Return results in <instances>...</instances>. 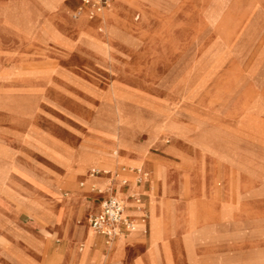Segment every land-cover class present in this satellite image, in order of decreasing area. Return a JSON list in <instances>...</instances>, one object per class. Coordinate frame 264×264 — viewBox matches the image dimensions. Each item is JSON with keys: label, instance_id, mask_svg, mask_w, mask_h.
I'll return each instance as SVG.
<instances>
[{"label": "rangeland", "instance_id": "obj_1", "mask_svg": "<svg viewBox=\"0 0 264 264\" xmlns=\"http://www.w3.org/2000/svg\"><path fill=\"white\" fill-rule=\"evenodd\" d=\"M126 3L116 24L98 22L93 34L72 27L87 19L72 16L84 12L78 0H0V128L62 167L70 165L68 150L58 152L39 133L66 146L94 134L122 137L81 162L92 164L87 172L118 163L149 170L150 216L140 240L147 254H139L149 264L180 263L170 235H198L201 250L230 255L198 263L187 243V264H264V0ZM115 48L125 63L116 68ZM31 145L21 150L30 170L0 144V203L4 194L25 197L10 171L42 185L33 171L49 162ZM101 155L114 166L93 167ZM91 187L84 196L98 201L102 193ZM83 210L81 204L76 216L87 225ZM13 221L0 209V264H36L30 252L40 243L28 245L11 230ZM96 233L105 254L115 238ZM11 246L28 249L23 263ZM75 250L84 256L97 249L76 242Z\"/></svg>", "mask_w": 264, "mask_h": 264}, {"label": "crops", "instance_id": "obj_2", "mask_svg": "<svg viewBox=\"0 0 264 264\" xmlns=\"http://www.w3.org/2000/svg\"><path fill=\"white\" fill-rule=\"evenodd\" d=\"M79 1V0H78ZM112 1V0H111ZM110 1V2H111ZM80 3V1H79ZM105 7V6H104ZM88 9L87 7H85ZM89 10V9H88ZM97 12L90 18L97 17ZM88 19V18H87ZM116 49V48H115ZM120 52L115 50V57L117 61L115 62L116 66L124 65L125 63L120 64L121 57L119 55ZM116 70V69H115ZM55 108L62 110V106H58L55 103H51ZM39 132V131H38ZM6 128H0V144L11 148L14 151L15 160L30 169L26 164V159L21 155V150L23 146H29L28 139L26 137H19L18 139H11L10 137L6 136L7 134ZM36 137H45L49 140L50 143L54 144L55 149L58 152H63L65 154V149L68 150V155L70 156V165H65L64 168L56 164V162L48 157L45 153L40 152L39 150L35 149L33 145H31L35 150H37L42 156L44 157L45 161L49 162V165H44L40 171L35 172L37 176L42 178V185H34L22 175L18 174L15 171H10L8 173V178L10 181L15 183H19L22 188H24L23 194L24 198L19 201L18 199L6 195H3V201L0 203V209L4 212L12 215L14 221L10 224L11 230L20 233L21 235L29 238L33 241L40 243V250L39 251H31L30 256L35 259L36 264H79V256L76 254L70 255L68 258L66 256V247L68 245L67 240V232H71L72 238L80 237V241L84 240L87 237V226H90L87 216V225L82 224L79 222L78 217L83 216V214L76 216L80 205L84 206V211L87 210L89 214L96 211L99 208L100 199L98 201L95 198L90 199L84 196V194H89L92 192L91 185L97 187V191L102 193L103 190L99 191L97 184L105 185L110 181L105 178V175L108 173H99L96 174L99 176L98 178H94L90 176V172L87 173V170L81 166V159L83 156H92V159L99 158L100 153L99 150H108L106 143H108L112 138L115 139H123L122 137H114L107 133V134H94L93 136L88 137L83 142H78L74 145H64L58 141L57 136H46L45 134H41ZM35 136V135H34ZM112 139V140H113ZM133 139L137 142H146V141H139L135 138H128ZM15 140V141H14ZM165 148V147H164ZM123 149H119V153L123 154ZM118 153V150L115 149L112 151L113 156H117L119 158H123ZM102 159H98L93 167L96 166H104V168H112L114 166V160L108 159L101 155ZM102 160V161H100ZM127 165V163H118L117 165ZM147 164H150L153 168L151 162L148 161ZM92 164L86 166L87 168L91 169ZM139 166L147 172L149 171L146 166L139 164ZM81 167V168H80ZM116 168V167H115ZM83 169V171L81 170ZM157 173L160 174V168L157 167ZM31 170V169H30ZM104 174V175H103ZM68 175L71 179L75 178L74 180H70ZM127 177V182L125 184H120L119 182L114 185V193L118 196H124L126 192L130 189H134L138 192H141L144 196V205L147 209V199L148 193L147 190L150 187V183L154 182L151 181V177L147 174L145 180L138 184H134L132 186L128 185L129 177H133L131 173H125ZM84 178V184L80 186L78 184V180ZM69 179V180H66ZM97 183V184H95ZM130 187V188H129ZM66 188L69 189L70 192L67 194H63L62 190ZM74 192V198L71 194ZM150 193V192H149ZM71 196V197H70ZM150 200V199H149ZM128 207L127 211L129 213H136L132 207L130 206V201L128 200ZM98 204V205H96ZM75 210V211H74ZM85 213V214H86ZM152 213L155 214V208L152 204ZM84 214V215H85ZM88 214V215H89ZM57 215L56 219L55 216ZM59 222H63L59 224ZM146 231L147 228V219L144 222ZM80 226V227H79ZM82 226V227H81ZM144 226H139L135 231L128 234L126 238H122L121 240L115 241L111 247L112 252L108 255L102 256L99 250L105 251L102 247V242L100 238L95 234L92 239L83 241L87 247L91 249V251L95 250L93 254H88L87 259L84 264H149L146 258L139 257V254H143V257L147 254L146 250L143 249L145 246L144 244L140 243V240L144 238L145 231ZM146 237V233H145ZM98 238L97 242L99 245L95 248H92L91 245ZM151 238V237H150ZM53 239L60 240V243L56 245V247L52 250L49 249L50 242ZM146 240V239H144ZM200 241V237L198 235H186L185 237L182 235H170L167 238V242L172 244L174 248V252L176 257L180 259L181 264L184 263L185 251L183 249L184 244H190L192 246V254L191 256L197 259L198 263H209L215 261V258L218 256L221 257H229L230 255L215 253L211 249H200V245L197 243ZM123 244H122V243ZM64 243H67L65 246V251L62 250ZM82 243V242H81ZM122 244V245H121ZM119 245V246H118ZM142 245V246H141ZM122 246V247H121ZM125 247V248H124ZM118 248V249H117ZM124 248V249H123ZM117 249V250H116ZM128 250V251H127ZM140 250V251H139ZM64 251L62 256H59L60 253ZM154 251V250H153ZM97 252V253H96ZM133 252V254H132ZM13 253V252H12ZM215 253V254H214ZM100 254V255H99ZM13 255V254H12ZM94 255V256H93ZM128 255V256H127ZM135 255V256H134ZM130 259H135L136 261H130ZM67 258V259H66ZM100 258V259H99ZM7 260V259H6ZM98 260V261H97ZM78 261V262H77ZM6 262V261H5ZM92 262V263H91ZM179 263V264H180Z\"/></svg>", "mask_w": 264, "mask_h": 264}, {"label": "built area", "instance_id": "obj_3", "mask_svg": "<svg viewBox=\"0 0 264 264\" xmlns=\"http://www.w3.org/2000/svg\"><path fill=\"white\" fill-rule=\"evenodd\" d=\"M80 5L90 10V17L100 11L111 0H79ZM93 173H109L108 170L97 168ZM125 173H131L133 183L138 184L146 179L147 170L140 166L119 165L114 174L119 178L120 184L127 182ZM112 179L107 184L100 199L99 208L88 215L90 226L98 233L102 234L107 241L113 240L117 235H126L134 229L137 222H144L147 217V210L144 205V196L141 192L130 189L124 196L114 193ZM136 213L127 211L128 202Z\"/></svg>", "mask_w": 264, "mask_h": 264}, {"label": "bare ground", "instance_id": "obj_4", "mask_svg": "<svg viewBox=\"0 0 264 264\" xmlns=\"http://www.w3.org/2000/svg\"><path fill=\"white\" fill-rule=\"evenodd\" d=\"M113 1V0H112ZM111 1V2H112ZM127 0H114L112 3L109 2L105 7H103L100 11L97 12V17L95 18H90L89 15H90V10L86 9L85 7H83L82 5H80L78 7V11H84L83 13L81 14H75V15H72L73 17H80V16H85L87 18H90V19H85L83 18L80 19L78 22H74L72 23V27L73 28H77L79 26L85 28L86 30H90L92 31V33L94 34L95 32L93 31L94 29V25L98 22L100 23H105L106 27L109 28L110 26L116 24L117 20L119 18H121V16L124 14V11L126 9V6H127V3H126ZM112 4V5H111ZM86 10H88L86 12ZM86 21H85V20ZM102 37V36H100ZM105 37V36H104ZM94 38L96 39V41H101V39H99L98 37H95L94 35ZM106 38V37H105ZM104 38V39H105ZM90 165V163L88 164V161L86 160H83V162H81V166L83 167V169L85 168V170H87L88 168L86 166ZM81 168V167H80ZM83 169H81L83 171ZM97 169V168H96ZM105 170V169H104ZM109 171V170H108ZM114 171H115V168L112 170V171H109V173L107 175H105V178L108 179L107 181H111L112 179V185H116L118 182H119V177L117 175L114 174ZM88 173V172H87ZM104 175V174H103ZM90 176L91 177H94V178H98L99 176H97L96 174H94L92 171L90 172ZM96 184V183H95ZM128 185L129 186H132L133 185V177H129V180H128ZM98 186V190L101 191L103 189L106 188V184L105 185H101V184H97ZM130 188V187H129ZM147 193H148V199H147V209H148V212H147V222L149 220V216H150V211H149V199H150V193H149V189L147 190ZM98 205V204H96ZM100 205V203H99ZM91 209V208H90ZM89 209V210H90ZM75 211V210H74ZM63 222H61L60 224H62ZM145 226L144 223L142 222H137L135 224V227L134 229L130 230L126 235H117L116 238H115V241L117 240H121L123 237L127 236L128 234H130L131 232L135 231L139 226ZM80 227V226H79ZM82 227V226H81ZM87 237L84 239V240H81L80 241V237H77V238H72L71 236V232H67L66 236H67V240H68V245H67V248H66V256L67 258L72 255V254H76L77 256H79V264H84L86 259H87V256L89 253H87L86 255H80L76 252L75 250V243L76 242H82L85 241V240H91L92 237L96 234V231L91 227V226H87ZM24 240L26 241V243L28 245H31L33 243H35L36 241H33L29 238H26L24 236ZM22 241V240H21ZM114 241V242H115ZM91 242V241H90ZM14 243V242H13ZM38 243V242H37ZM122 243V242H121ZM123 244V243H122ZM121 244V245H122ZM112 246V245H111ZM109 246L106 253L105 254H102V256L105 257V255H108L109 253L112 252V248ZM119 246V245H118ZM122 247V246H121ZM125 248V247H124ZM123 248V249H124ZM10 249V250H9ZM8 250L10 252H13V259H17V261L20 263H23L25 258L27 257V252H28V249H25V247H15V246H11ZM118 249V248H117ZM116 249V250H117ZM19 251V253H18ZM128 251V250H127ZM140 251V250H139ZM16 254H15V253ZM97 253V252H96ZM133 254V252H132ZM100 255V254H99ZM94 256V255H93ZM128 256V255H127ZM66 258V259H67ZM100 259V258H99ZM77 261V262H78ZM98 261V260H97ZM15 262V261H14ZM13 263V262H12ZM92 263V262H91ZM112 264V263H111Z\"/></svg>", "mask_w": 264, "mask_h": 264}]
</instances>
